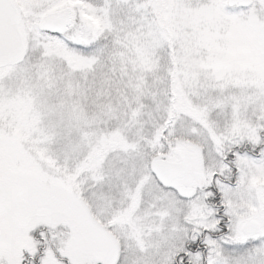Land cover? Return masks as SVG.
I'll return each mask as SVG.
<instances>
[{
  "label": "snow or ice",
  "instance_id": "obj_1",
  "mask_svg": "<svg viewBox=\"0 0 264 264\" xmlns=\"http://www.w3.org/2000/svg\"><path fill=\"white\" fill-rule=\"evenodd\" d=\"M0 264H264V0H0Z\"/></svg>",
  "mask_w": 264,
  "mask_h": 264
}]
</instances>
